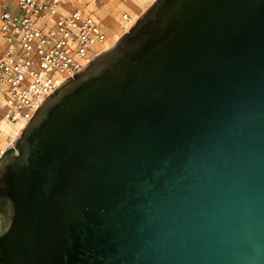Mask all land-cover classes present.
I'll use <instances>...</instances> for the list:
<instances>
[{
    "label": "water",
    "instance_id": "1",
    "mask_svg": "<svg viewBox=\"0 0 264 264\" xmlns=\"http://www.w3.org/2000/svg\"><path fill=\"white\" fill-rule=\"evenodd\" d=\"M0 264H264V0H154L0 156Z\"/></svg>",
    "mask_w": 264,
    "mask_h": 264
},
{
    "label": "built area",
    "instance_id": "2",
    "mask_svg": "<svg viewBox=\"0 0 264 264\" xmlns=\"http://www.w3.org/2000/svg\"><path fill=\"white\" fill-rule=\"evenodd\" d=\"M87 1L95 6L101 0ZM121 18L128 22V13ZM108 46L94 8L68 7L66 0H0V156L14 140L11 131H21L62 81Z\"/></svg>",
    "mask_w": 264,
    "mask_h": 264
},
{
    "label": "rangeland",
    "instance_id": "3",
    "mask_svg": "<svg viewBox=\"0 0 264 264\" xmlns=\"http://www.w3.org/2000/svg\"><path fill=\"white\" fill-rule=\"evenodd\" d=\"M154 0H116L108 2L101 0L95 6L88 3L87 0H66L68 7L81 6L84 8H94V13L101 21L106 31V43L111 46L115 41L134 23L141 13L152 4ZM123 12L128 13L131 25L128 28H121L122 24L128 26L129 22H124L121 18ZM108 46V47H109ZM12 138H16L20 131H11ZM4 139H0V147L4 144Z\"/></svg>",
    "mask_w": 264,
    "mask_h": 264
},
{
    "label": "bare ground",
    "instance_id": "4",
    "mask_svg": "<svg viewBox=\"0 0 264 264\" xmlns=\"http://www.w3.org/2000/svg\"><path fill=\"white\" fill-rule=\"evenodd\" d=\"M129 24L131 23L130 22V18H129ZM2 128H3V130H4V132H9V131H11L7 126H4V125H2ZM15 131H17L18 132V129H14ZM13 132V131H12ZM12 135V134H11ZM12 139H14V138H12Z\"/></svg>",
    "mask_w": 264,
    "mask_h": 264
}]
</instances>
